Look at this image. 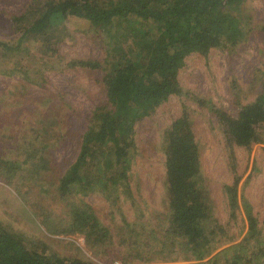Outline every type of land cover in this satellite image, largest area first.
<instances>
[{
    "label": "rangeland",
    "instance_id": "rangeland-1",
    "mask_svg": "<svg viewBox=\"0 0 264 264\" xmlns=\"http://www.w3.org/2000/svg\"><path fill=\"white\" fill-rule=\"evenodd\" d=\"M29 1L0 0L1 40L17 43L19 31L14 17ZM229 10L240 19V33L224 39L206 54L186 56L179 69L182 92L171 95L136 123V150L128 180L125 186H119L117 198L93 191L73 193L65 201L57 195L56 185L75 160L81 138L92 122V112L105 97L99 82L103 67L93 69L80 62L91 60L104 66L117 49L127 51L132 42L124 37L122 26L114 24L102 31L72 17L63 23V38L56 54L49 57L39 50L38 43L25 40L21 49H28L27 53L21 67L14 70L17 55L0 48V163L27 158L23 176L17 168L11 183L0 178V220L36 241L49 243L48 236L58 239L70 248L60 246L62 253L82 252L96 264L115 258L122 264L196 263L175 252L167 255V250L155 251L159 249L155 232L162 231L157 223L162 222L167 204L161 143L170 122L186 109L199 144L210 204L224 230L212 254L240 241L247 232L241 207L231 216L224 188L232 183L234 174L241 177L238 193L252 204L258 229L264 235V123L257 127L260 142L238 146L229 140L217 118L197 101L210 100L236 115L240 104L254 100L262 90L264 0H242ZM82 201L90 204L109 229L105 249L97 254L79 232L50 233L49 227L62 229L69 218V206Z\"/></svg>",
    "mask_w": 264,
    "mask_h": 264
},
{
    "label": "trees",
    "instance_id": "trees-1",
    "mask_svg": "<svg viewBox=\"0 0 264 264\" xmlns=\"http://www.w3.org/2000/svg\"><path fill=\"white\" fill-rule=\"evenodd\" d=\"M240 1L30 0L15 14L17 43L0 39L1 50L18 57L13 70L21 67L27 53L28 49H21L25 40L38 43L39 50L49 57L56 54L63 38V23L72 17L102 31L120 24L124 37H130L132 42L127 51L117 49L104 66L91 60L80 62L93 69L103 67L99 82L105 97L92 112V122L81 138L75 160L58 180L56 193L61 199L66 201L73 193L93 191L117 198L119 186H125L128 180L136 150V123L171 95L182 92L179 69L186 56L193 52L206 54L224 39H233L240 33V19L229 10ZM28 59L31 60L30 56ZM197 101L217 118L233 144L247 146L261 141L257 127L264 123V84L254 100L238 106L236 115L216 107L210 100ZM161 149L165 156L167 204L162 222L157 223L162 231L155 232L159 248L156 253L167 250V255L175 252L186 260L197 261L190 264H264V235L258 229L252 204L238 193V174L224 188L231 216L241 207L247 232L240 241L212 254L213 245H218L224 230L210 204L188 110L184 109L170 122ZM26 159L0 163V178L11 183L17 168L19 176H23ZM69 208L68 221L64 219L67 223H62L60 230L49 227L50 233L79 232L93 253L105 249L109 229L96 217L90 204L82 201ZM47 240L49 243L31 239L0 220V264H96L82 252L62 253L60 246L70 248L58 239L48 236Z\"/></svg>",
    "mask_w": 264,
    "mask_h": 264
},
{
    "label": "built area",
    "instance_id": "built-area-1",
    "mask_svg": "<svg viewBox=\"0 0 264 264\" xmlns=\"http://www.w3.org/2000/svg\"><path fill=\"white\" fill-rule=\"evenodd\" d=\"M97 264H122V262L119 259L115 258L105 262L97 261Z\"/></svg>",
    "mask_w": 264,
    "mask_h": 264
}]
</instances>
